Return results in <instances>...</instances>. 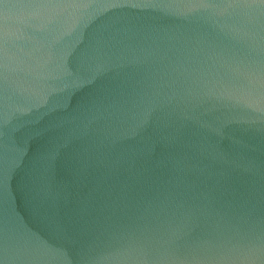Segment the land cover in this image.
<instances>
[{
	"label": "water",
	"instance_id": "95a60500",
	"mask_svg": "<svg viewBox=\"0 0 264 264\" xmlns=\"http://www.w3.org/2000/svg\"><path fill=\"white\" fill-rule=\"evenodd\" d=\"M0 264H264V0H0Z\"/></svg>",
	"mask_w": 264,
	"mask_h": 264
}]
</instances>
